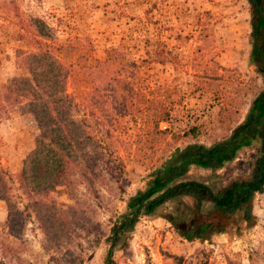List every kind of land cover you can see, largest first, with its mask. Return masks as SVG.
<instances>
[{
	"label": "rangeland",
	"instance_id": "obj_1",
	"mask_svg": "<svg viewBox=\"0 0 264 264\" xmlns=\"http://www.w3.org/2000/svg\"><path fill=\"white\" fill-rule=\"evenodd\" d=\"M252 14L248 0H0V90L25 73L17 67L16 50L33 49L29 33H37L57 45V57L68 68L80 53L92 63L105 49L118 48L169 109L168 120L158 125L167 129L162 134L127 120L116 122L110 138L98 123L101 147L111 141L121 169L111 173L97 161L102 179L91 180L94 152L85 146L84 168L91 172L80 177L74 165L70 187L56 185L35 202L13 179L34 145L35 122L24 103L3 109L0 169L10 178L11 209L0 198V264H264V191L251 200L249 227L237 213L220 217L224 226L205 239L188 241L166 218L176 217L180 227L189 219L193 199L178 196L140 214L109 256L105 240L113 220L133 207L130 197L147 191L153 169L175 148L209 146L240 127L263 83L261 63L252 57ZM91 87L84 80L73 89L66 81L67 92L85 98L79 113L93 125ZM263 157L264 140L245 137L219 168L191 163L172 183L195 181L216 193L249 178ZM210 209L203 202L199 211ZM236 226L241 230L235 232Z\"/></svg>",
	"mask_w": 264,
	"mask_h": 264
},
{
	"label": "trees",
	"instance_id": "obj_2",
	"mask_svg": "<svg viewBox=\"0 0 264 264\" xmlns=\"http://www.w3.org/2000/svg\"><path fill=\"white\" fill-rule=\"evenodd\" d=\"M252 7L251 36L253 42L252 57L261 63L262 87L254 95L240 125L238 132L231 133L225 140L216 141L209 146L187 145L181 151L175 148L158 167L152 171V180L145 192L130 197V209L113 220L108 228L105 240L108 244V256L119 242L121 235L130 231L140 214L152 213L160 204L178 196H189L194 207L185 225H176V217L168 215L167 221L173 224L186 240H203L213 230L219 231L223 223L220 217L239 213L244 227H249L253 219L251 213L252 198L264 191V157L254 162L252 175L245 180H234L226 184L219 192L210 191L204 184L190 180L172 183L175 176L184 172L185 166L195 164L198 167L219 168L228 156L239 146L243 138L257 136L264 140V0H248ZM21 37V35H20ZM31 50H16V64L25 70L24 74L12 77L0 90V112L6 107L24 103L32 115L37 128L33 138L34 145L26 155L21 168L14 173L13 179L23 192L35 201L40 193H46L56 185L70 187L73 166L77 165L80 177L89 174L85 167L90 146L94 154L91 157L92 178H100V169L111 173L121 169L114 147L110 140L102 148L103 140L97 134L104 125V131L111 138L116 122L139 120L148 130L165 133L159 129L160 122H166L169 109L161 93L148 89L144 77L139 75L135 62L128 60L118 48L104 50L102 58L86 63V55L80 53L73 67L64 66L57 57V45L49 37L29 33ZM263 64V66H262ZM72 88L84 80L91 84L90 106L95 117V125L86 122L83 109L85 98L76 100L75 95L66 91V81ZM84 94L83 96H85ZM87 99V98H86ZM86 107V105L84 104ZM100 122L97 120L99 117ZM125 126V124H123ZM89 130L93 134H89ZM106 157L101 159L100 151ZM109 174L111 175V173ZM5 171L0 169V198L6 202L10 211L8 186L4 178ZM102 179V177H101ZM203 202H209V214H201ZM184 206L181 211H184ZM179 212L178 215L182 214ZM241 230L237 226L235 232ZM107 264V263H102Z\"/></svg>",
	"mask_w": 264,
	"mask_h": 264
},
{
	"label": "water",
	"instance_id": "obj_3",
	"mask_svg": "<svg viewBox=\"0 0 264 264\" xmlns=\"http://www.w3.org/2000/svg\"><path fill=\"white\" fill-rule=\"evenodd\" d=\"M241 127H239L238 129H236L235 133L238 132V130L240 129Z\"/></svg>",
	"mask_w": 264,
	"mask_h": 264
}]
</instances>
